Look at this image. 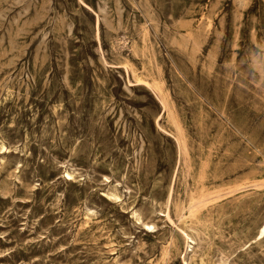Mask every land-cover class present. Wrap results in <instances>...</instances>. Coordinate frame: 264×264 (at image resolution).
<instances>
[{
    "label": "rangeland",
    "instance_id": "374dc122",
    "mask_svg": "<svg viewBox=\"0 0 264 264\" xmlns=\"http://www.w3.org/2000/svg\"><path fill=\"white\" fill-rule=\"evenodd\" d=\"M263 227L264 0H0V264H264Z\"/></svg>",
    "mask_w": 264,
    "mask_h": 264
},
{
    "label": "bare ground",
    "instance_id": "6f19581e",
    "mask_svg": "<svg viewBox=\"0 0 264 264\" xmlns=\"http://www.w3.org/2000/svg\"><path fill=\"white\" fill-rule=\"evenodd\" d=\"M4 42V41H3ZM264 232V227H263V229H262V233Z\"/></svg>",
    "mask_w": 264,
    "mask_h": 264
}]
</instances>
